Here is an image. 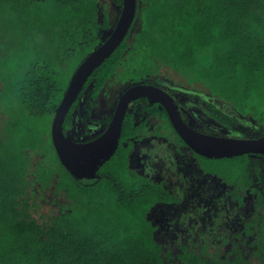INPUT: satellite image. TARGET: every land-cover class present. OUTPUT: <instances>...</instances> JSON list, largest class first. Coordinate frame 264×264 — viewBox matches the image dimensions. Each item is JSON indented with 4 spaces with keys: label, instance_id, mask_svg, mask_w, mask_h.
Masks as SVG:
<instances>
[{
    "label": "trees",
    "instance_id": "16d2710c",
    "mask_svg": "<svg viewBox=\"0 0 264 264\" xmlns=\"http://www.w3.org/2000/svg\"><path fill=\"white\" fill-rule=\"evenodd\" d=\"M108 6L0 0V264H264V188L250 170L252 156L264 152L212 158L194 151L198 167L228 187L233 203L226 229L201 225L212 233L204 238L191 230L194 218L154 214L181 196L132 163L145 135L186 144L158 102L141 100L160 117L152 130L147 118L126 114L119 146L94 179L78 178L62 163L52 120L74 70L112 26ZM138 16L139 29L89 76L65 130L90 84L96 98L116 75L134 83L163 67L264 127V0H138ZM210 106L225 126L236 121ZM35 154L42 158L33 163ZM54 178L67 202L44 212L33 186L43 189Z\"/></svg>",
    "mask_w": 264,
    "mask_h": 264
},
{
    "label": "rangeland",
    "instance_id": "374dc122",
    "mask_svg": "<svg viewBox=\"0 0 264 264\" xmlns=\"http://www.w3.org/2000/svg\"><path fill=\"white\" fill-rule=\"evenodd\" d=\"M109 3L108 10L111 15L112 26L102 29L103 40L106 39L116 24L122 5L115 0H105ZM142 2H139V6ZM140 9V7H139ZM140 27L139 16L134 20L130 29L131 35ZM132 38V37H130ZM163 75L179 82L180 87L185 90H173L180 104L184 107V116L196 126V128L211 131L213 133H228L240 137H260L264 135V127L259 125L251 116H242L237 113L227 102L213 96L208 91H199L196 86L187 87L179 75L170 68L164 67ZM112 81V82H111ZM107 83L105 88L96 98L92 97V85L90 84L82 93L76 114L82 119L81 124L89 122L101 124L109 121L114 106L117 103L118 95L130 84L123 81L117 75ZM148 81H159L154 77ZM167 84H172L165 79ZM187 87V88H185ZM210 103L216 105L222 111L233 115L236 121L225 126L221 120L214 116ZM138 120L147 117L150 129L160 126L161 122L157 115L147 111L142 105H136ZM1 115L0 119H4ZM103 118V119H102ZM2 120L0 126H2ZM102 127L101 125L99 128ZM42 158L41 154L32 156L33 163ZM132 163L140 167L146 173L163 178L178 195L182 201L177 204H162L154 209V214L164 219V216H179L196 220L195 225H190L192 231H198L201 237L206 234L211 236L210 230L204 229L208 223L214 230L222 231L226 227L222 225L227 219L224 217L227 207L231 206L232 200L225 184H221L215 177L204 173L197 165V156L188 145L177 143L173 139H167L158 135L145 136L135 144L132 155ZM251 174L254 176L255 184L264 188V155L254 154L251 159ZM260 177V178H259ZM36 200L41 205V210L49 212L50 209L58 212L63 204L67 202L63 191L58 192L56 178L45 188H41L37 182L33 186ZM203 225L202 227H200Z\"/></svg>",
    "mask_w": 264,
    "mask_h": 264
},
{
    "label": "water",
    "instance_id": "95a60500",
    "mask_svg": "<svg viewBox=\"0 0 264 264\" xmlns=\"http://www.w3.org/2000/svg\"><path fill=\"white\" fill-rule=\"evenodd\" d=\"M137 13L138 0H123L120 16L108 37L96 45L76 67L56 107L51 125L52 140L62 163L72 174L81 179H94L98 176L100 167L111 158L119 146L130 102L139 97H147L151 102L162 104L181 138L193 151L203 156L219 158L264 152V135L260 137L222 135L193 127L184 120L174 96L151 83H136L129 86L120 95L109 124L97 137L88 141H76L66 135L64 121L69 110L94 69L108 58L127 36Z\"/></svg>",
    "mask_w": 264,
    "mask_h": 264
},
{
    "label": "flooded vegetation",
    "instance_id": "af4514ba",
    "mask_svg": "<svg viewBox=\"0 0 264 264\" xmlns=\"http://www.w3.org/2000/svg\"><path fill=\"white\" fill-rule=\"evenodd\" d=\"M163 69H164V67L162 68V70H160L158 73H153V74H149L148 75V77H146L145 78V80H141V81H137V82H134V83H132V81L131 80H128L129 81V85L118 95V100H119V97H120V95L129 87V86H131V85H133V84H136V83H151V84H155V85H158V86H160V87H162L163 89H165V90H167L171 95H173L174 96V98L176 99V101H177V103H178V105H179V107H180V110H181V114H182V116H183V118H184V120L186 121V122H188L190 125H192L193 127H195L196 128V126L195 125H193V123H191V121L189 122V120L184 116V113H183V110H184V107L180 104V102H179V100H178V98L175 96V93H174V91L173 90H185L184 88H182V87H180V85L181 84H179V82H173L174 80H172V79H170L169 77H164V76H162L163 75ZM155 76V78L157 79V80H159V81H156V82H152V81H148V78H150V77H154ZM165 79H168L172 84H167L166 83V81H165ZM123 80V79H122ZM124 81V80H123ZM186 86L187 87H190V86H188L187 84H186ZM187 87H185V88H187ZM146 98V100L149 102V103H152L147 97H145ZM118 100H117V102H118ZM142 100V97H139V98H137V99H135V100H133V101H131L130 102V104H129V107H128V111H127V113L129 112V111H133L134 112V114H135V118H136V120H137V122H139L140 120H142V119H144V118H147V117H143V118H141V119H139L138 120V118H137V113H136V109H135V107L134 108H132L133 106H136V105H142L147 111H149L148 109H147V106H145L144 105V102H142L141 101ZM116 105H117V103H116ZM116 105L114 106V110H115V108H116ZM158 107H160V108H165L162 104H160L159 102H158ZM114 110H113V112H112V115H113V113H114ZM165 110H166V108H165ZM76 109L74 110V112H73V114H74V117H73V125H72V127H70L69 129H67V130H65L64 129V131H65V133H66V135L68 136V137H70L71 139H73V140H76V141H88V140H91V139H93V138H95V137H97L106 127H107V125L109 124V122H110V120H111V118H112V115H111V118L109 119V121L107 122V124H105V123H101L100 125L102 126V127H100L99 128V124H96V123H93V122H89L88 124H86L85 123V125H83V124H81V121H82V119L76 114ZM167 111V110H166ZM149 112H151V113H154V112H152V111H149ZM126 113V114H127ZM168 113V112H167ZM155 114V113H154ZM155 115H157V114H155ZM126 116V115H125ZM158 116V115H157ZM169 116V115H168ZM159 117V116H158ZM103 119V118H102ZM159 119H160V117H159ZM147 122H148V118H147ZM150 128V127H149ZM197 129H199V128H197ZM199 130H202V129H199ZM202 131H205V130H202ZM205 132H208V133H213V132H211V131H205ZM215 134H219V133H215ZM222 135L224 134V135H231V133L230 132H226V133H221ZM150 135V134H149ZM149 135H145V136H149ZM144 136V137H145ZM158 136H161V135H158ZM143 137V138H144ZM162 137H165V138H167L166 136H162ZM168 139V138H167ZM141 140V139H140ZM139 141V140H138ZM182 145H187V144H182ZM134 152V151H133ZM132 155H133V153H132ZM196 156V155H195ZM136 166V165H135ZM140 168V167H139ZM143 171V170H142ZM144 172V171H143Z\"/></svg>",
    "mask_w": 264,
    "mask_h": 264
}]
</instances>
